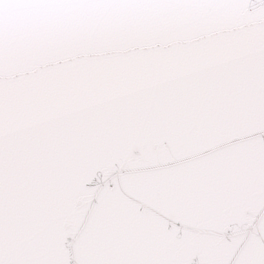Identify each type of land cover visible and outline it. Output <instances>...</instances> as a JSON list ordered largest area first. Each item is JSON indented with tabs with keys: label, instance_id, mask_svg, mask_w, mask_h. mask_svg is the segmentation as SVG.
Wrapping results in <instances>:
<instances>
[{
	"label": "water",
	"instance_id": "1",
	"mask_svg": "<svg viewBox=\"0 0 264 264\" xmlns=\"http://www.w3.org/2000/svg\"><path fill=\"white\" fill-rule=\"evenodd\" d=\"M0 264H264V0H0Z\"/></svg>",
	"mask_w": 264,
	"mask_h": 264
}]
</instances>
